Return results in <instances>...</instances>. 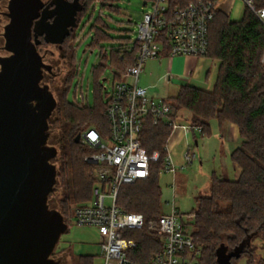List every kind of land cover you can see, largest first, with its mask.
<instances>
[{
  "label": "trees",
  "instance_id": "1",
  "mask_svg": "<svg viewBox=\"0 0 264 264\" xmlns=\"http://www.w3.org/2000/svg\"><path fill=\"white\" fill-rule=\"evenodd\" d=\"M189 1L194 0H169V5L174 7ZM213 1L217 3V0ZM93 2L81 0L83 7L77 13V26ZM109 2L104 0L100 4L101 8L111 7ZM255 6L264 7V0H256ZM76 27L69 30L61 45L63 54L73 63L74 72L66 78L63 87L58 89V117L53 119L55 124L59 123L61 117L70 123L63 141L64 147L70 146L68 163L72 169L71 178L63 170L67 194L62 201L61 213L67 224L72 219L68 203L71 200L89 199L95 182L93 165L86 160L91 151L75 138L88 126H94L101 133L106 132L108 127L105 101L90 107L68 102L66 98L71 81L77 73L75 50H72ZM94 29L95 35L90 46L110 39L105 26ZM38 39L41 44L46 43L42 36ZM67 40L72 43L68 44ZM163 40L166 45V39ZM117 42L116 46H100L99 57L102 63L93 68V72L107 63L121 72L133 63L140 43L137 40L131 41L129 37H120ZM263 49L264 26L249 8H244L240 20L231 21L216 6L209 25L206 55L218 62L214 87L208 91L183 85L177 95L171 98L173 119L187 121L192 128L200 126L204 135L209 134L211 119L221 123L232 122L237 125L241 137L240 145L231 153V160L240 168L238 177L231 180L213 173L209 193L196 196L195 207L190 211L193 215L189 222L192 226L191 237L201 247L200 264H217L215 251L222 244L231 250L247 236L252 235L253 238L264 233V67L260 64ZM164 50H168L167 47ZM116 79H119V74ZM95 87L96 97L102 98V84L98 83L97 74ZM182 110H188L189 117H183ZM170 130L171 127L166 123L153 125L147 122L141 133L144 147L149 152L158 150L163 155ZM160 166L159 162L153 164L147 179L121 186L117 204L128 212L142 213L147 220L156 218L161 213V189L158 182ZM125 236L136 242L135 248L128 252L132 261L145 263L161 250L159 237L146 227L126 232ZM251 240L239 258L231 259L232 264L240 258H245V264H264V260L258 258L254 248L250 247ZM79 257L85 260L83 264H90L88 255Z\"/></svg>",
  "mask_w": 264,
  "mask_h": 264
},
{
  "label": "built area",
  "instance_id": "2",
  "mask_svg": "<svg viewBox=\"0 0 264 264\" xmlns=\"http://www.w3.org/2000/svg\"><path fill=\"white\" fill-rule=\"evenodd\" d=\"M219 1L194 0L170 7L169 0H144L150 9L137 24L134 40L140 43L138 53L133 63L119 72V79L106 94L107 130L101 133L88 126L80 132L81 143L91 151L86 160L93 165L95 182L89 199L71 205L72 219L75 224L97 229L100 264H200L201 247L186 228L193 217L191 213L182 215L171 204L168 213L161 212L147 220L142 213L128 212L119 206L117 195L121 186L147 179L155 163H161L160 174L174 176L178 166L171 141L177 132L204 135L200 126L192 128L187 121L173 119L171 101L151 97L148 88L139 84V77L145 63L157 58L166 47L171 56L206 57L209 25ZM242 2L264 26V7H256V0ZM260 64L264 67V49ZM147 122H163L171 127L163 155L158 150L149 152L142 143L141 133ZM182 157L185 163L180 168H186L195 155L187 150ZM145 227L159 237L161 250L145 263L135 262L128 252L136 242L125 233Z\"/></svg>",
  "mask_w": 264,
  "mask_h": 264
},
{
  "label": "water",
  "instance_id": "3",
  "mask_svg": "<svg viewBox=\"0 0 264 264\" xmlns=\"http://www.w3.org/2000/svg\"><path fill=\"white\" fill-rule=\"evenodd\" d=\"M82 7L80 0H8L3 32L8 54L0 56V264H61L52 253L67 223L48 204L57 173L48 128L57 99L42 83L51 66L37 45L42 36L60 49ZM251 238L231 250L220 245L217 264H232Z\"/></svg>",
  "mask_w": 264,
  "mask_h": 264
},
{
  "label": "rangeland",
  "instance_id": "4",
  "mask_svg": "<svg viewBox=\"0 0 264 264\" xmlns=\"http://www.w3.org/2000/svg\"><path fill=\"white\" fill-rule=\"evenodd\" d=\"M111 7L101 8L100 2H93L90 9L80 19L78 26L75 28V41L73 42L72 50H75V66L76 75L73 77L67 93V101L74 104H83L93 107L97 103L106 101V94L110 92L112 84L117 80L119 74L116 68L111 67L109 63L104 67L99 68L93 72V68L98 67L101 62L100 46H116L117 40L120 37H129L131 40L136 39L137 24L144 12H147L150 7L144 5V0H110ZM231 5L230 19L239 20L241 18L244 4L242 0H222L219 1L217 6L224 8L227 4ZM8 0H2L0 3V56L7 55L8 52L4 47V26L8 22L6 13ZM94 10H91L93 9ZM101 29L105 26L106 33L110 39L108 41H101L98 44L90 46L96 29ZM71 44V40H67ZM39 53L43 57V61L50 65V72L43 71L42 83L47 84L49 89L53 92L57 99L56 108L53 110L49 118L48 128V144L57 148V154L52 159V163L56 166V182L53 191L48 196V204L51 208L57 209L61 212L63 210L62 201L66 197V186L63 180V170L66 171L67 176L71 178L72 169L68 163V145L64 147L65 134L70 123L64 118H60L58 124L53 123V119L58 117L57 107L59 103L58 89L62 88L66 78L71 77L74 72L73 63L71 64L67 55L63 54V50H59L57 45L42 43L37 46ZM46 50V51H45ZM52 52V53H51ZM180 62L174 61V74L178 75L180 69ZM210 71L206 85L212 88L216 81L218 62L207 57H202L199 60L195 72L192 77L197 78L201 69L208 68ZM163 69V64H158V69L155 79L148 85L150 94L156 97L171 98L176 96L180 86L177 79L168 81L160 77ZM55 75H54V74ZM72 73V74H71ZM95 74H97L98 83L102 84L101 93L102 98L96 97L95 91ZM106 78V79H105ZM190 86V85H189ZM196 88V87H195ZM200 89V88H198ZM203 90V89H202ZM82 96L84 99H82ZM183 117H189L188 110L181 111ZM81 126L82 128L85 127ZM80 127V128H81ZM85 129V128H84ZM82 129V131L84 130ZM201 135V134H200ZM205 136V135H203ZM176 149V158H180V150ZM87 152V151H86ZM87 154V153H86ZM211 164L203 163L202 169L198 168L197 162H194L187 168H177L174 176L173 174H159L158 182L161 189V212L168 213L171 207V199L173 193V179L175 182L174 193L176 207L182 215H186L192 208L195 207V198L197 194H208L207 191L208 181L211 177ZM93 175V173H92ZM85 201V200H82ZM70 201L68 205L82 202ZM187 231L191 233V224L186 225ZM100 236L95 227L87 225L75 224L73 219L67 225V231L60 236L58 243L52 253L53 258H61L62 264H83L85 260L79 256L88 255L90 264H100L102 262L99 252ZM250 247H253L257 257L264 260V233L253 237ZM235 264H245V258L238 259Z\"/></svg>",
  "mask_w": 264,
  "mask_h": 264
},
{
  "label": "crops",
  "instance_id": "5",
  "mask_svg": "<svg viewBox=\"0 0 264 264\" xmlns=\"http://www.w3.org/2000/svg\"><path fill=\"white\" fill-rule=\"evenodd\" d=\"M222 1V0H220ZM231 5L227 4L222 10L228 15L230 19ZM243 14V13H242ZM242 18V16H241ZM239 18V20L241 19ZM234 21V20H231ZM238 21V20H235ZM202 57H191V56H171L168 50L160 51L157 58L149 59L143 68L142 73L139 77V84L148 87V85L155 79V75L158 69V64H163V69L160 77L167 78L166 80L171 81L177 79L179 86L190 85L196 88L203 90L211 91L214 87L208 88L206 81L208 79L210 66L208 68L201 69L197 78H193L192 75L195 72V68L199 60ZM178 60L180 62V69L178 75L174 74V61ZM148 94L156 99H165L168 98L156 97L153 94ZM241 137L239 134V129L236 124L232 122H219L217 119H211L209 121V134L200 135L198 132L189 133L183 135L181 132H177L172 141V156L176 165L180 168L181 165L185 163L183 160L184 151L193 152L195 158L189 163L188 166H191L194 162H197L198 168L201 170L203 163L211 164L210 167L211 175L214 173L220 178L225 179H236L240 173V168L231 160L232 151L240 145ZM181 147L180 158H176V149ZM169 174V173H164ZM171 175V174H170ZM175 184V182H174ZM210 181H208L207 191L209 190ZM173 185V184H172ZM173 185V193H174ZM172 193L171 204L176 207L175 194ZM206 193V192H205ZM204 193V194H205ZM201 195V194H197ZM177 208V207H176ZM178 209V208H177ZM191 211V210H190ZM190 211L186 214H189Z\"/></svg>",
  "mask_w": 264,
  "mask_h": 264
},
{
  "label": "flooded vegetation",
  "instance_id": "6",
  "mask_svg": "<svg viewBox=\"0 0 264 264\" xmlns=\"http://www.w3.org/2000/svg\"><path fill=\"white\" fill-rule=\"evenodd\" d=\"M44 1V3L45 4H49L52 0H43ZM69 1H72V0H69ZM81 1V0H80ZM2 2V0H0V3ZM50 8H52V5H50L49 6V9ZM3 12H2V10L0 9V14H2ZM41 44V43H40ZM39 44V45H40ZM57 47H58V45H57ZM58 49H59V47H58ZM59 50H61V48L59 49ZM62 55H63V53H62ZM57 260H59L60 261V263L62 264V262H61V258H56Z\"/></svg>",
  "mask_w": 264,
  "mask_h": 264
}]
</instances>
